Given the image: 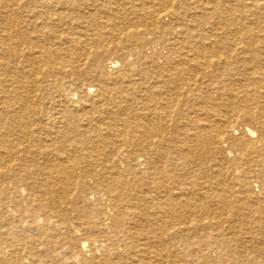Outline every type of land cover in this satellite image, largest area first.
Here are the masks:
<instances>
[{
	"label": "bare ground",
	"instance_id": "obj_1",
	"mask_svg": "<svg viewBox=\"0 0 264 264\" xmlns=\"http://www.w3.org/2000/svg\"><path fill=\"white\" fill-rule=\"evenodd\" d=\"M70 1L0 0V264H264V0Z\"/></svg>",
	"mask_w": 264,
	"mask_h": 264
},
{
	"label": "rangeland",
	"instance_id": "obj_2",
	"mask_svg": "<svg viewBox=\"0 0 264 264\" xmlns=\"http://www.w3.org/2000/svg\"><path fill=\"white\" fill-rule=\"evenodd\" d=\"M101 1H103V0H96L94 3H99ZM173 1H174L175 6H178L179 8H182V9L185 6L186 2H189V3L194 2V4H193L194 6L196 4L198 6L199 5L202 6L201 1L200 2H196L197 0H189V1L188 0H173ZM70 2L74 6H79L80 7V10H93V6H91V2H93V0H71ZM191 10H193V9H191ZM211 26H213V25L212 24L208 25L207 26V29L209 30L210 29L209 27H211ZM255 188H257V187L255 186Z\"/></svg>",
	"mask_w": 264,
	"mask_h": 264
}]
</instances>
